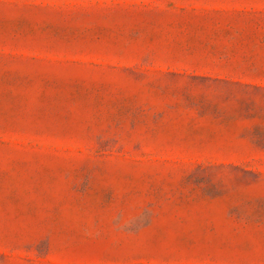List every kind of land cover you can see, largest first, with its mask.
<instances>
[{"label": "rangeland", "instance_id": "rangeland-1", "mask_svg": "<svg viewBox=\"0 0 264 264\" xmlns=\"http://www.w3.org/2000/svg\"><path fill=\"white\" fill-rule=\"evenodd\" d=\"M0 264H264V0H0Z\"/></svg>", "mask_w": 264, "mask_h": 264}]
</instances>
